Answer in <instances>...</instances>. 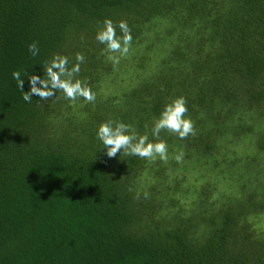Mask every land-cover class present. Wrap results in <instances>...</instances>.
<instances>
[{"label":"trees","instance_id":"16d2710c","mask_svg":"<svg viewBox=\"0 0 264 264\" xmlns=\"http://www.w3.org/2000/svg\"><path fill=\"white\" fill-rule=\"evenodd\" d=\"M106 18L133 36L115 66ZM77 53L94 103L24 101L13 71L28 91ZM180 96L197 134L162 131L168 163L106 156L101 123L157 142ZM263 154L264 0H0V264H264Z\"/></svg>","mask_w":264,"mask_h":264},{"label":"clouds","instance_id":"9594fccd","mask_svg":"<svg viewBox=\"0 0 264 264\" xmlns=\"http://www.w3.org/2000/svg\"><path fill=\"white\" fill-rule=\"evenodd\" d=\"M117 27L122 35H117ZM96 40L105 45L104 51L109 53L108 59L113 65H118L120 59L127 57L133 41L131 28L126 20H121L118 25L106 18L103 26L96 34ZM28 50L32 56L39 54V47L36 42L28 45ZM76 63L69 67V58L66 55L54 54L53 58L43 64L44 75L41 77L37 74L28 76L30 89L24 90L25 79L21 76L20 70L12 73L13 79L17 82V87L23 94L25 102L31 103L33 96L38 97L41 101L52 100L57 97V93H63L65 99L75 102L78 98H83L89 103H94L96 93L84 82L76 77L81 71V64L85 61L82 53L75 56ZM26 75V73H25ZM188 113L187 101L183 96L177 97L168 103L159 118L154 121L151 129L152 136L157 142H149L147 135L140 136L131 130L130 125L120 121H106L98 126L96 135L98 140L106 149V156L109 159L121 156H137L141 159L155 161L157 157L168 163V145L165 141L160 140V133L167 131L177 135L180 139H186L189 136H195L196 128L194 122L186 117ZM177 163H182L184 153H177L174 157ZM131 191V189H130ZM140 193H136V199L140 198ZM145 198L149 197L148 192H144Z\"/></svg>","mask_w":264,"mask_h":264},{"label":"rangeland","instance_id":"374dc122","mask_svg":"<svg viewBox=\"0 0 264 264\" xmlns=\"http://www.w3.org/2000/svg\"><path fill=\"white\" fill-rule=\"evenodd\" d=\"M118 75H120V74H117V77H119ZM119 80H120V77H119ZM112 88H114V87H112ZM258 161H259L260 165H262V166L264 165V154L259 157ZM262 226L264 229V223L262 224Z\"/></svg>","mask_w":264,"mask_h":264}]
</instances>
